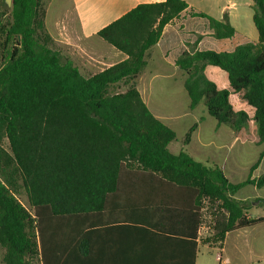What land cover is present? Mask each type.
Instances as JSON below:
<instances>
[{
    "label": "trees",
    "instance_id": "1",
    "mask_svg": "<svg viewBox=\"0 0 264 264\" xmlns=\"http://www.w3.org/2000/svg\"><path fill=\"white\" fill-rule=\"evenodd\" d=\"M187 7L184 0L139 4L99 30L97 36L126 59L85 78L53 49L41 0H11L8 19L0 17V135L8 144L5 149L0 143L3 264H96L95 214L106 211L110 199L119 201L136 171L193 193L191 264L204 201L219 203L222 211L212 227L215 242L264 222V217L246 218L254 200L234 198L245 186L264 187V174L251 178L264 155V0L251 5L256 43L231 52L199 51L203 35L196 34L174 61L186 75L190 109L203 104L217 125L235 132L250 122L256 125V145L263 150L245 181L232 184L219 166H205L184 151L171 154L167 146L175 140L174 131L151 114L135 87L147 52ZM187 14L207 20L209 36L216 40L235 34L227 13L219 20ZM215 69L226 76L223 86ZM117 83H125L126 91L110 94ZM195 128L185 134L184 145ZM18 182L31 212L14 196ZM256 202L264 205V199ZM151 209L172 216L176 200L153 201ZM130 247L134 254L135 243ZM143 263L134 256V264Z\"/></svg>",
    "mask_w": 264,
    "mask_h": 264
},
{
    "label": "crops",
    "instance_id": "2",
    "mask_svg": "<svg viewBox=\"0 0 264 264\" xmlns=\"http://www.w3.org/2000/svg\"><path fill=\"white\" fill-rule=\"evenodd\" d=\"M163 1L165 0H41L45 10L44 26L53 41V49L71 62L85 78L126 59L123 53L104 41H99L97 36L99 30L139 4ZM184 1L187 3V10L164 27L157 44L147 52L146 66L135 79V87L151 114L174 131L175 140L167 146L171 154L184 151L205 166H219L229 182L238 184L248 178L250 168L258 160L263 148L260 149L257 158L248 164L247 152L242 149L241 131L235 132L228 127L230 133L227 134L222 129L224 124L217 125L207 114L206 109L203 111L201 109L199 117L193 116V120L185 124L184 113H193L202 108L201 104L190 109L186 92L182 95V98H187L184 101L186 108H180L175 97L156 100L152 80L156 73L168 68L172 75L180 76V83L183 86L186 75L174 66V61L187 49L186 43H194L196 34L203 35L197 44L199 51L231 52L237 45L256 43L258 37L255 28L252 27V3L246 0ZM190 11L204 13L216 20L221 19L223 13H227L229 23L235 30L234 36L222 40L210 37L207 20L188 16L187 13ZM118 84L120 83L115 85ZM125 91L126 89L122 93ZM194 124L196 128L191 134L190 141L184 145V136ZM178 126H182L179 134ZM219 132L225 133L226 137ZM262 173L264 174V155L252 171L251 178L256 179ZM242 175L245 177L244 180H239L238 177ZM261 189L264 187L258 189L254 186H245L234 195V198L239 201L263 199L250 194L252 190ZM243 190H247V194L238 195ZM169 198L176 200V213L168 216L152 212L153 201H166ZM189 202L193 206L192 192L170 188L151 176L136 171L122 188L119 201L115 198L110 199L106 211L95 214L96 264H134V256L143 259V264H191L194 225L193 216L188 213ZM246 218L253 217L247 212ZM201 236L203 228L198 224L194 264H200L201 246L215 248L219 252L216 257L219 264L230 263L229 259H222V254L226 252H230L233 258L248 253L253 261L262 260L261 257L264 259V222L250 228L228 232L217 245L209 241L201 245L203 240ZM133 242L134 254L130 253V244Z\"/></svg>",
    "mask_w": 264,
    "mask_h": 264
},
{
    "label": "rangeland",
    "instance_id": "3",
    "mask_svg": "<svg viewBox=\"0 0 264 264\" xmlns=\"http://www.w3.org/2000/svg\"><path fill=\"white\" fill-rule=\"evenodd\" d=\"M246 1H248L249 3H252V0H246ZM9 9H10V7L6 6L4 4L3 0H0V15H2L0 17H1L2 22H4L5 20L8 19ZM252 27L254 29L253 24H252ZM254 31H255V29H254ZM239 32H241V31H239ZM244 32H247V30H244ZM255 33H256V31H255ZM98 39H99V41H103L100 38H98ZM215 70L219 73L218 74L219 79L217 81V84L219 86H223V83H225V81H226V76H225V74H223L219 70H217V69H215ZM152 88H153V91L155 92L154 98H156V100H158V99L164 100V99H168L169 97H175V100L177 101L179 107L180 108H183V107L186 108V105H185L186 102H184V101H186L187 98H185V99L182 98V95H185V90L180 83V76L179 75H177V76L172 75V72L169 71L168 68H163V70H160V72L155 74V76L153 77V80H152ZM125 89H126L125 83H120L118 85L111 86L109 89V92H110V94L122 93ZM235 102H237V101L235 100ZM201 106H202V108L201 107L198 108L193 113H190V112L184 113V116H186L183 119L184 121H186L185 124H187L191 120H193V116L199 117L201 115V109H202V111L205 109V107L202 104H201ZM222 127H223L222 129H224V131L227 134L230 133L229 132L230 129L228 128V126L223 125ZM177 130H178L177 134H179L182 130V126H180V127L178 126ZM206 132H207V130H206ZM219 133L225 135V133H222V132H219ZM241 136L243 138L242 149L247 152V162H248V164H251V162H253L257 158L260 149L263 148L262 146L256 145V139H257L256 125L252 122L248 123L245 126V128L241 130ZM225 137H226V135H225ZM0 143L5 149L8 148L7 141L2 135H0ZM174 145H177V144H174ZM237 148H239V145H237ZM244 178H245L244 175H242L241 177H238L239 180H244ZM245 194H247V190L241 191L238 195H245ZM250 194H252V196H254V197L264 199V189L252 190V193H250ZM14 196H15L16 200L25 209H27L28 211L31 212V208L29 207L28 202H27L26 194H25L23 188L20 186L19 182H18L17 191L15 192ZM248 201L250 202L253 200H248ZM254 201H255V199H254ZM252 203H251V206L249 207V209L247 210L248 214L253 218L264 216V205L259 204L257 202H256V204H252ZM221 214H222V211H220V209H219V203H217V202L210 203L208 201H204L202 212H201V227L203 228V236H201L203 240L201 241V245L206 241L205 239H210L209 242L211 244H214V245H217L219 243V242H215L212 240L213 239L212 238V227L214 224L215 217L220 216ZM218 254H219V252L215 248H204L201 246V250H200V254H199V263L200 264H219L218 261L216 260V257ZM2 256H3V250L0 248V264H2ZM258 256H260V255H258ZM225 258L230 260L229 264H264V261H262L264 259L262 257H261L262 260L254 259L255 261H253V260H251V258H252L251 255H249L248 253H242V254L236 256L235 258H233L231 256L230 252H226L225 254H222V259H225ZM256 260H258L259 263Z\"/></svg>",
    "mask_w": 264,
    "mask_h": 264
},
{
    "label": "water",
    "instance_id": "4",
    "mask_svg": "<svg viewBox=\"0 0 264 264\" xmlns=\"http://www.w3.org/2000/svg\"><path fill=\"white\" fill-rule=\"evenodd\" d=\"M6 6L11 7V0H4Z\"/></svg>",
    "mask_w": 264,
    "mask_h": 264
}]
</instances>
